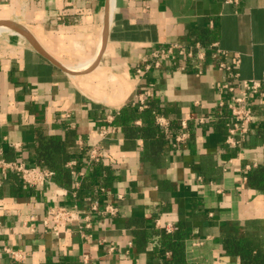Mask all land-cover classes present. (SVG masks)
Returning <instances> with one entry per match:
<instances>
[{
    "label": "crops",
    "instance_id": "1",
    "mask_svg": "<svg viewBox=\"0 0 264 264\" xmlns=\"http://www.w3.org/2000/svg\"><path fill=\"white\" fill-rule=\"evenodd\" d=\"M244 79L264 80V0H0V162L68 172L0 173V264H160L162 232L182 233L188 263L243 264L242 246L264 256V186L249 179L264 168V99L239 146L218 106ZM93 199L116 213L86 226ZM73 205L59 233L43 224Z\"/></svg>",
    "mask_w": 264,
    "mask_h": 264
},
{
    "label": "built area",
    "instance_id": "2",
    "mask_svg": "<svg viewBox=\"0 0 264 264\" xmlns=\"http://www.w3.org/2000/svg\"><path fill=\"white\" fill-rule=\"evenodd\" d=\"M229 4H236L238 0H223ZM175 46H168L166 48H159L158 50L151 52V62L144 65V67H137L136 73L143 74L147 71V69L153 65L158 66L160 63V57L162 56H171L173 53ZM179 53L182 52V49L178 50ZM188 55L191 54L189 50L187 52ZM218 67L225 71L227 77L233 79L237 76V73L234 71L233 63H228L224 60L218 62ZM225 87L229 92V97L227 100H221L218 102L219 107H223L227 110L228 120L225 124L226 126V138L225 142L229 146H239L241 144L242 139L246 135L249 130L250 124L253 121L254 117V109L252 105H250V101H256L257 99H264V80L257 79H244L239 82L238 85L235 86L233 83H226ZM141 91L138 94V107L143 106V95H144V87H140ZM157 122L159 125H163L164 121L162 118L158 117ZM180 126L183 129L180 133L175 136L176 140L183 138L186 134L184 131L187 128V120H180ZM88 161L89 162H97V153L95 149H90L88 152ZM75 161L72 160L69 162L70 165H74ZM15 172L22 179V181L26 183H34L36 179H45V177L50 176L53 173L51 169L43 168L38 169L36 167H26L24 164L20 162H0V173H4L6 171ZM102 190V188H100ZM100 213L103 215H114L116 213V207L110 203L104 204L101 208L99 207V203L97 199H93L90 201L89 212L84 215L86 220V226H89L90 213ZM78 218V212L76 210V206H59L55 210L48 211L47 215L43 219V224L45 226H50L53 233H59L61 228L66 227L73 220ZM49 221L51 223H49ZM168 230L169 227H166ZM11 254L16 257L15 253L10 251Z\"/></svg>",
    "mask_w": 264,
    "mask_h": 264
},
{
    "label": "trees",
    "instance_id": "3",
    "mask_svg": "<svg viewBox=\"0 0 264 264\" xmlns=\"http://www.w3.org/2000/svg\"><path fill=\"white\" fill-rule=\"evenodd\" d=\"M137 112L128 111L127 115H135ZM148 117H151V111L148 110ZM152 126H149L151 129ZM54 175L58 174L62 175V178L68 177L67 169L52 167ZM249 179L253 180L256 184L264 186V168H259L249 174ZM60 180V178H59ZM183 235L180 232L175 233H165L162 232L160 234V250H167L170 252V256H163L160 264H193L185 261L183 256V244H182ZM240 254L243 259V264H264V256H260L258 254H252L248 248L243 247L240 248Z\"/></svg>",
    "mask_w": 264,
    "mask_h": 264
},
{
    "label": "water",
    "instance_id": "4",
    "mask_svg": "<svg viewBox=\"0 0 264 264\" xmlns=\"http://www.w3.org/2000/svg\"><path fill=\"white\" fill-rule=\"evenodd\" d=\"M6 24H8L10 27H12L13 29L17 30L18 32H20L21 34H23L29 41L30 43L41 53L45 54L41 48L39 47V45L35 42V40L25 31H23L21 28H19L18 26H16L15 24L11 23V22H6ZM46 55V54H45ZM51 59V58H50Z\"/></svg>",
    "mask_w": 264,
    "mask_h": 264
}]
</instances>
